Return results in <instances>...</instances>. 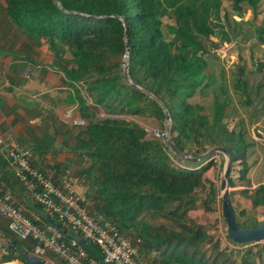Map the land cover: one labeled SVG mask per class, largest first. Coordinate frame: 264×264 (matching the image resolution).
<instances>
[{
  "label": "trees",
  "instance_id": "trees-1",
  "mask_svg": "<svg viewBox=\"0 0 264 264\" xmlns=\"http://www.w3.org/2000/svg\"><path fill=\"white\" fill-rule=\"evenodd\" d=\"M3 1L5 7L0 5V10L6 22L34 44L43 41L54 53L64 84L72 89L79 119L84 122L72 150L88 161L80 172L89 183L93 210L117 223L123 236L140 241V259L148 264H264V245L255 252L251 246L242 252L221 247L204 223L189 217L199 201L203 202L197 190L204 188V174L212 161H201L192 170L183 169L167 153L171 148L184 160L217 147L224 149L232 163L241 164L239 178L243 179L248 152L253 153L258 144L243 119H237L231 129L224 123L235 107L224 84L218 86L220 93L213 92L209 114L192 102L195 95H204L214 85V75L204 59V42L215 43L211 40L213 30L205 23L193 29L195 35L192 29L183 28L181 7L186 1ZM261 1L230 0V12L223 14V29L232 39L240 36L238 44L250 40L254 33L258 43H264V23L253 32L242 30V25L254 26ZM164 2L167 8L171 2L177 5L178 16L168 15L172 24L162 21ZM247 10L251 19L244 21ZM66 53L70 58H64ZM249 56L254 66L250 70L244 64L239 67L233 88L251 107L248 127L254 126L262 134L259 138L264 144V52L256 61L252 50ZM242 58L240 54L238 59ZM254 75L259 78L252 79ZM164 110L170 116L174 148H168L161 137L148 139L145 129L134 121L118 118L150 117L163 126ZM101 114L106 116L101 118ZM241 193L250 207L237 214L234 209L235 217L238 224L252 227L257 222L252 212L264 208V184ZM208 197V202L202 203L205 211L211 210L213 187ZM41 222L46 223L42 217ZM0 231L8 245V249L1 248L0 264L13 260L27 264L22 251L31 253L33 241L20 240L8 228L1 227ZM226 239L234 247L243 246L227 235ZM83 248L90 257L100 259L97 246L87 242Z\"/></svg>",
  "mask_w": 264,
  "mask_h": 264
},
{
  "label": "crops",
  "instance_id": "crops-1",
  "mask_svg": "<svg viewBox=\"0 0 264 264\" xmlns=\"http://www.w3.org/2000/svg\"><path fill=\"white\" fill-rule=\"evenodd\" d=\"M0 5L5 7L3 0ZM4 14L0 10V132L13 135L29 151L31 163L55 182L64 169L82 175L80 171L87 161L72 150L79 128L72 125V120L79 118L72 89L64 84L54 53L53 57L45 56L50 51L47 44L41 41L36 45L28 40L6 22ZM0 190L9 191L30 219L39 222L44 218L42 210L14 179L1 151ZM1 227L7 229V223L0 217ZM0 237L4 239L0 245L6 244L1 231ZM51 260L63 264L51 254L45 264H52ZM4 264L24 263L13 260Z\"/></svg>",
  "mask_w": 264,
  "mask_h": 264
},
{
  "label": "rangeland",
  "instance_id": "rangeland-1",
  "mask_svg": "<svg viewBox=\"0 0 264 264\" xmlns=\"http://www.w3.org/2000/svg\"><path fill=\"white\" fill-rule=\"evenodd\" d=\"M184 1H186V4L181 7V11H183V16L181 17V19L184 20L182 25L183 28L188 31L192 29L191 34L195 35L196 32L193 29H196V27H199L202 23H205V25L213 30L214 35L211 37V40L215 43V45L212 46V44L208 43V41L204 42V49L206 51L204 59L207 62L208 70L214 75V85L210 86L206 90L204 95H195V97L192 98V102L200 104L204 108V113L209 114V109L213 102V92L220 93L218 91V86L224 84L227 94L231 97L232 104L235 105V107H233L232 109V112L227 116V118H225L224 123H226L229 129H231L237 119H243L246 123V129L248 130L249 135L252 136V138L258 143L253 153H251V151L248 152L247 166L245 170L246 174L243 179L239 178L240 170L243 169L241 164L239 162H236L232 163L231 166L230 181L232 186H229V192L231 195L233 208L235 209L237 214L239 213V211L248 209L250 207V201L245 198L241 191H244L245 189L251 190L253 188L252 185H257L258 182H260V184H264V144H262L261 142L263 141V139L259 138L263 137L262 134H260L258 130H255L254 126L248 127V117L251 113V107L245 104L244 97H241L239 95V91H234L233 78L237 76L236 73L239 67L243 66L242 64H244L246 69L249 70L254 66L249 56L251 50L253 52L254 61L262 57L264 52V43H258L256 33H254V36L251 37L250 40L240 44L237 43V41L241 39L240 36L237 37V39H232L227 35L226 30L223 29V14L226 11L230 12V0H207L208 4L200 0ZM162 5V9L163 11H165L163 12L164 14L162 16L164 25L172 24L173 21L170 17H168V15H171L174 18L173 15H175L174 13H176L177 5L172 2L168 8L165 2L162 3ZM259 10L260 11L258 16L253 21V27L248 24L242 25V30L244 32H253L256 26L259 27L262 25V23H264V0L261 1ZM233 19L235 21H239V18L236 16H234ZM243 19L244 21L251 19V13L249 10L246 11ZM2 32L4 31H1V33ZM19 36L20 34H17V37ZM170 37L171 36H169V38ZM15 39L17 38L14 37V40ZM239 47L241 49H239ZM50 52L51 51H47L45 56L48 55L53 57L52 52ZM240 54L242 55L243 60L238 59ZM65 57L70 58L68 53L65 54ZM50 70H52L51 67ZM251 78L258 79L259 76L254 75ZM105 116L106 115L101 114L100 117L104 118ZM118 118H122L127 121H134L135 123L139 124L147 132L148 139L161 137L166 143V137L164 138L160 135L165 133V136H167V133L165 131L166 127L164 126V124L163 126H161L154 118L136 117L131 115H119ZM73 120H79V118H75ZM257 132L259 133V136H256ZM167 145L168 148H170L168 143ZM167 153L169 154L173 163L183 169L192 170L194 168V165L199 164V162L201 161H212L213 165L204 174L206 181L204 188L197 190L198 198L202 199L203 202H208V194L210 192V188L213 187L215 191V197L213 198L214 201H210L211 210L205 211L204 206H202L203 202L199 201V206L191 210L188 215L191 219H195L199 222L204 223L205 226H207L209 233L214 238L220 241L221 247H228L237 252H242L247 249L249 245L234 247L226 239V225L221 214V195L223 193L221 189V181L224 178V167L227 159L225 153L214 152L205 159H202L198 162L190 160L195 159L191 157H187L186 159L189 162L185 160V157H182L184 160L180 159L181 157L179 155H176L171 148L170 150H167ZM191 162L193 163L192 165ZM205 164L206 162L203 165ZM76 176L85 178L83 174ZM89 187V183L85 182V195L89 203L92 205L93 200L89 196L91 195V190H89ZM203 199H205L206 201H204ZM251 215L256 221H263L264 208L260 207L254 210ZM2 241H4V239L0 237V242ZM261 245H264V243L260 242L258 245H254L251 247L255 252L259 250V247ZM1 254L2 253H0V258L2 256ZM50 262L54 264L52 260Z\"/></svg>",
  "mask_w": 264,
  "mask_h": 264
},
{
  "label": "built area",
  "instance_id": "built-area-1",
  "mask_svg": "<svg viewBox=\"0 0 264 264\" xmlns=\"http://www.w3.org/2000/svg\"><path fill=\"white\" fill-rule=\"evenodd\" d=\"M72 123L84 125L82 120ZM0 150L12 168L13 177L43 214L97 246L100 259L90 257L82 246L51 225L30 219L25 209L14 203L9 191L0 190V216L16 237L34 242L32 254L44 259L51 254L63 264H148L139 257L138 239L123 236L117 223L91 211L84 179L65 170L58 184L55 183L31 166L28 150L10 133L0 132Z\"/></svg>",
  "mask_w": 264,
  "mask_h": 264
},
{
  "label": "water",
  "instance_id": "water-1",
  "mask_svg": "<svg viewBox=\"0 0 264 264\" xmlns=\"http://www.w3.org/2000/svg\"><path fill=\"white\" fill-rule=\"evenodd\" d=\"M128 53H129V48L127 47L126 49L127 58H128ZM123 64H124L123 75L127 77L128 76L127 75L128 74V61L124 62ZM164 114H165L164 126L166 127L165 131L167 133V136H165V133L160 134V135L163 136L164 138L166 137L165 138L166 142L170 145V147L174 148L173 144L170 141V116L166 110H164ZM175 151L180 153L178 149H176ZM214 152L225 153L227 157L226 162H225V167H224V178L221 181V189L223 191L221 195V200H222L221 201V214H222L223 221L226 225L227 236L233 243L239 244V245L258 242V241L263 240L264 239V220L255 222L252 227H244L238 224L236 220L235 212H234V208L232 205V201L230 198V192H229L230 172H231V166H232V160H231L229 153L226 150L217 147V148L211 149L205 154L199 156L198 158L190 159V160L194 162H198V161H201L202 159H205L211 153H214ZM185 158L187 159V157ZM44 218L49 225L56 228L59 232L65 235L68 239L75 241L80 246L86 245V240H84L80 236L68 231L67 229H65L58 223H56L54 220H52L51 218L47 216H45ZM0 247L4 249H8V245L6 244H1ZM17 249L19 250V247H17ZM22 253L24 255V259L27 264H45V260L41 257H38L25 250L22 251Z\"/></svg>",
  "mask_w": 264,
  "mask_h": 264
},
{
  "label": "clouds",
  "instance_id": "clouds-1",
  "mask_svg": "<svg viewBox=\"0 0 264 264\" xmlns=\"http://www.w3.org/2000/svg\"><path fill=\"white\" fill-rule=\"evenodd\" d=\"M126 61H128V58L126 57V59H125V62ZM123 66H124V64H123ZM80 120V119H79ZM73 121V120H72ZM72 125H73V123H72ZM73 126H77V127H79V125H73ZM84 126V125H83ZM166 130V129H165ZM171 141V140H170ZM20 143V142H19ZM21 144V143H20ZM24 146V145H23ZM25 147V146H24ZM26 148V147H25ZM1 151V150H0ZM29 152V151H28ZM3 154V153H2ZM3 156H4V154H3ZM5 157V156H4ZM6 159V158H5ZM29 159H30V154H29ZM7 160V159H6ZM8 161V160H7ZM9 163V162H8ZM30 164H31V160H30ZM10 165V164H9ZM32 166V165H31ZM11 167V166H10ZM33 167V166H32ZM34 168H36V167H34ZM12 169V168H11ZM37 169V168H36ZM39 170V169H38ZM65 170H68L69 172H71V170L70 169H64V170H62L61 171V173L63 172V171H65ZM40 171V170H39ZM41 172V171H40ZM12 173H13V171H12ZM60 173V174H61ZM73 175H75L73 172H71ZM46 176V175H45ZM60 176V175H59ZM76 176V175H75ZM48 177V176H47ZM78 177V176H77ZM79 178H82V177H79ZM15 179V178H14ZM82 179H84L85 180V178H82ZM16 180V179H15ZM53 180V179H52ZM17 181V180H16ZM54 181V180H53ZM85 182H87L86 180H85ZM17 183L19 184V182L17 181ZM55 183H57V182H55ZM58 184V183H57ZM20 185V184H19ZM231 198V197H230ZM39 207V206H38ZM91 211H93L94 212V210H93V203H92V205H91ZM1 217V216H0ZM44 217H45V215H44ZM2 218V217H1ZM3 219V218H2ZM45 219V218H44ZM53 220V219H52ZM46 221V220H45ZM41 222V221H40ZM56 222V221H55ZM258 222V221H257ZM47 223V222H46ZM57 223V222H56ZM48 224V223H47ZM60 225V224H59ZM8 228V227H7ZM66 229V228H65ZM9 230V229H8ZM10 231V230H9ZM13 234V233H12ZM226 235H227V233H226ZM65 236V235H64ZM66 237V236H65ZM67 238V237H66ZM229 238V237H228ZM68 239V238H67ZM21 240V239H20ZM262 241H264V239L263 240H261V241H258V242H253V243H246V244H240V245H244V246H248L247 244H249V246H254V245H258L260 242L262 243ZM34 243V242H33ZM87 243V242H86ZM232 245V244H231ZM239 245V244H238ZM82 247H84V246H82ZM1 248L2 247H0V251H1ZM32 251V250H31ZM32 253V252H31ZM47 257V256H46ZM44 259V258H43ZM45 261H46V259H44Z\"/></svg>",
  "mask_w": 264,
  "mask_h": 264
}]
</instances>
